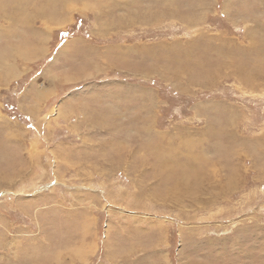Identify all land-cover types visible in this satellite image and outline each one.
Here are the masks:
<instances>
[{
	"label": "rangeland",
	"instance_id": "rangeland-1",
	"mask_svg": "<svg viewBox=\"0 0 264 264\" xmlns=\"http://www.w3.org/2000/svg\"><path fill=\"white\" fill-rule=\"evenodd\" d=\"M82 1L0 0V264H264V0Z\"/></svg>",
	"mask_w": 264,
	"mask_h": 264
},
{
	"label": "crops",
	"instance_id": "crops-1",
	"mask_svg": "<svg viewBox=\"0 0 264 264\" xmlns=\"http://www.w3.org/2000/svg\"><path fill=\"white\" fill-rule=\"evenodd\" d=\"M91 2V0H83L79 6H81L82 8H86V9H89L91 7H95L97 2L96 3H92V4H89V2ZM155 1V0H153ZM119 2H122L123 4H125L124 6H127V12H128V15L126 16H123L121 18V20L124 22V23H127L130 27L132 25H139L140 22L139 21H136V20H139V15H140V8L138 7H133V5H137V4H146L144 2H141V1H137V3H135L134 1H130V0H119ZM109 4H107L106 6H108ZM141 16V15H140ZM162 16L160 15V18ZM100 18V17H99ZM133 18V20L131 21H127L129 19ZM146 19V16L144 17ZM153 18H154V21L153 22H156L157 20L155 19L156 16L153 15ZM141 22L143 24H146L143 22V20H141ZM157 23V22H156ZM126 25V26H128ZM126 26H123L122 28L126 27Z\"/></svg>",
	"mask_w": 264,
	"mask_h": 264
},
{
	"label": "bare ground",
	"instance_id": "bare-ground-1",
	"mask_svg": "<svg viewBox=\"0 0 264 264\" xmlns=\"http://www.w3.org/2000/svg\"><path fill=\"white\" fill-rule=\"evenodd\" d=\"M41 10V9H40ZM37 11V10H36ZM38 12V11H37Z\"/></svg>",
	"mask_w": 264,
	"mask_h": 264
}]
</instances>
